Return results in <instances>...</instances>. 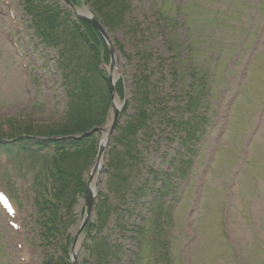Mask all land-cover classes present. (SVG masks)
Wrapping results in <instances>:
<instances>
[{
	"label": "rangeland",
	"instance_id": "374dc122",
	"mask_svg": "<svg viewBox=\"0 0 264 264\" xmlns=\"http://www.w3.org/2000/svg\"><path fill=\"white\" fill-rule=\"evenodd\" d=\"M22 1L0 0V139L4 140L30 135L27 132H51L65 119L68 110L61 72L55 66V51L46 49L33 35L23 14ZM125 3L131 7V23L118 31L106 30L120 58L118 70L125 80L126 101H131V83L134 74L140 71L138 65L145 66V73L155 83L163 70L160 65L171 62L169 53L164 59L161 56L168 49L166 40L170 37L164 14L188 20L192 31L187 32V28L182 27L181 40L190 41L191 55L197 57L201 67L206 68L210 64L217 75L213 79L215 89L212 95L217 124L208 136L193 184L184 187L176 208V238L169 253L172 254V262L236 264L237 256L229 248L231 245H221L227 224L231 236L228 242L240 247L244 264L248 262L246 254L252 256L254 262L264 264V59L260 66L253 63L254 55L264 50V0H128ZM179 5L181 9L177 12L174 7ZM229 5L231 13L227 15L224 9ZM136 24L140 27L137 28ZM135 29L140 31L134 33ZM215 34H218V39H215ZM114 38L121 41L130 58L119 54ZM221 47L223 52H219ZM143 50L155 53L157 59L151 64L145 63ZM227 52L228 55H221ZM215 53H220L222 59L213 61ZM109 63L102 68L107 70ZM232 63L236 64L235 74L238 75L229 81L226 70L232 67ZM244 86L250 88L249 96L241 95ZM134 113L130 103L121 116L120 124L124 125ZM232 120H237V133L229 136L230 142L225 128L235 125ZM97 137L100 141L102 133L98 132ZM242 141L244 143L237 149L243 146L246 151L240 156L239 151L234 153L230 146L232 142ZM176 144L167 142L162 149L153 147L148 153L159 165L162 164L163 153ZM112 145L111 140L101 159L98 196L100 192L107 191L108 175L104 168H108ZM1 151L3 148L0 150V193L9 196L16 212L10 214L0 204V264H42L47 252L61 254L60 250H46L40 244L34 220L33 177L44 157L52 151L9 152L12 154ZM91 168L85 172L86 182L91 180ZM85 208L86 198L82 195L74 207L77 221L68 230L73 237L82 224ZM223 215L227 218L226 224L222 221ZM138 219L141 223L142 220ZM95 220L96 214L93 213L90 221L93 223ZM106 234L113 244H118L121 239L117 231L108 228L102 233L97 232V236ZM80 236L77 264H103L98 254L85 246L91 239L87 229ZM145 239L148 241V237ZM147 241L139 251L134 238L124 240L122 246L118 245L119 254L107 257L104 264H154ZM72 248L71 244L69 251ZM70 259L69 254V262Z\"/></svg>",
	"mask_w": 264,
	"mask_h": 264
},
{
	"label": "trees",
	"instance_id": "16d2710c",
	"mask_svg": "<svg viewBox=\"0 0 264 264\" xmlns=\"http://www.w3.org/2000/svg\"><path fill=\"white\" fill-rule=\"evenodd\" d=\"M72 1L76 5L83 2ZM125 1L128 0H85L111 32L124 29L131 23V7ZM174 8L177 12L181 9L180 5ZM23 11L28 18L29 28L40 42L57 50L56 65L68 96L65 120L54 130L44 134L26 132L40 136L79 135L104 125L110 115L111 92L108 70L102 68V65L109 63V51L101 34L89 22L76 18L64 0H24ZM224 13L230 15L231 5L225 7ZM164 15L170 37L166 40L168 49L161 56L164 59L165 54L169 53L171 62L160 65L163 70L155 83L145 73V66H137L140 71L134 74L131 83V101H126L122 111L131 103L135 113L124 125L118 123L116 126L107 166V191L99 193L96 220L87 227L91 239L86 241L85 246L98 254L103 264L107 257L118 255V245L122 246L121 243L130 237L139 245L144 244L148 237L154 264H175L169 253L176 238V208L184 187L193 184L196 165L203 156L208 136L217 124L212 98L215 89L213 79L217 75L210 64L206 68L201 67L197 57L191 55L190 41L181 40L182 27L187 28V32L192 31L188 20L176 18V15ZM135 26L140 27L139 24ZM138 31L135 29L133 32ZM215 35V39H218V34ZM114 40L119 54L130 58L121 41L117 38ZM142 52L147 64L157 59L151 51ZM219 52H223L222 47ZM218 54L213 55V61L221 60V55H228L229 52ZM254 59L256 62L253 63L260 66L264 50L254 55ZM235 69L234 63L227 68L229 81L234 77L236 79L238 73L235 74ZM160 82L162 85H159ZM116 92L121 99L126 97L124 79L120 78L116 83ZM243 94L249 96L250 88L244 86ZM236 121L232 120L235 125L225 128L228 138L237 133ZM97 139V133H93L82 139L21 137L18 140L23 149H46L50 145L54 149V153L45 161L43 171L35 179L38 187L35 223L40 244L46 250H60L61 254L47 252L43 264H70L69 247L74 238L68 230L77 221L74 207L79 197L86 193L85 172L92 166L97 154ZM164 141L177 142V146L173 152L164 153V166L159 167L148 150L155 146L161 148ZM229 141L232 139L229 138ZM243 143L232 142L230 149L234 153L239 151L241 156L245 147L237 148ZM3 146L6 145L0 141V148ZM138 207L141 210L137 211ZM143 210L146 211L145 217H142ZM140 217L143 221L138 223ZM107 228L120 234L118 244L111 243L107 234L97 236V232L102 233ZM223 243L228 245L225 241L221 245ZM229 248L235 252L232 246ZM246 259L247 264H259L248 254Z\"/></svg>",
	"mask_w": 264,
	"mask_h": 264
},
{
	"label": "water",
	"instance_id": "95a60500",
	"mask_svg": "<svg viewBox=\"0 0 264 264\" xmlns=\"http://www.w3.org/2000/svg\"><path fill=\"white\" fill-rule=\"evenodd\" d=\"M67 2H69L72 6V8L74 9L75 13L85 19L90 21L103 35V37L105 38L108 46H109V51H110V65H109V74H110V82H111V97H112V114H111V119L110 121L107 123L106 127H100V128H96L94 130H91L87 133H85V135H89L91 133H93L96 130L102 131L103 132V139L101 141L100 147H99V151L94 163V167L92 169V174H91V180L87 183V198H86V208H85V215L82 221V224L78 230L77 235L75 236V240H74V244H73V249H72V258H71V262L72 264H77L76 260H77V256H76V250L77 247L79 246V238L81 233L83 232L85 226L87 225L88 221L90 220V217L93 213L94 210V202L96 199V195H97V183H98V176H95V173H99L100 171V164H101V159L105 150V147L109 141V139L112 136L113 130L115 128L116 123L119 120V116H120V112L121 109L123 107V103L120 102V100L117 98L116 93H115V84L117 82V79L119 77V71H118V67H117V56L114 50V47L111 43V39L108 36L106 30L103 28V26L99 23V21L97 20L96 17H94L91 12L84 8V9H77L73 6V4L67 0Z\"/></svg>",
	"mask_w": 264,
	"mask_h": 264
}]
</instances>
